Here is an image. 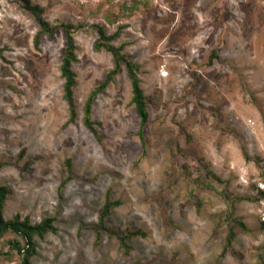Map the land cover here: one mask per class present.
I'll list each match as a JSON object with an SVG mask.
<instances>
[{
	"label": "rangeland",
	"instance_id": "1",
	"mask_svg": "<svg viewBox=\"0 0 264 264\" xmlns=\"http://www.w3.org/2000/svg\"><path fill=\"white\" fill-rule=\"evenodd\" d=\"M28 4L76 29L74 122L65 32L36 48ZM100 29L139 68L144 142L124 67L95 99L97 135L84 124L116 68ZM0 164L6 221L57 219L31 264H264V0H0ZM108 195L107 228L139 234L128 251L97 245ZM12 241L26 247L7 233L0 264H22Z\"/></svg>",
	"mask_w": 264,
	"mask_h": 264
},
{
	"label": "trees",
	"instance_id": "2",
	"mask_svg": "<svg viewBox=\"0 0 264 264\" xmlns=\"http://www.w3.org/2000/svg\"><path fill=\"white\" fill-rule=\"evenodd\" d=\"M25 9L28 10L35 17L40 28V32L35 38L36 48H39L41 40L44 36H52L59 29H62L65 32L66 48L64 56L62 58L60 71L63 79L65 80V100L69 105L71 121L74 122L77 119V111L74 98V88L76 87V74L73 71V64L76 62L77 59L75 53L76 46L74 40V34L76 32V29L74 28V26L67 24L51 26L47 21L43 19L42 10L39 7H35L28 4ZM99 36V40L95 44L96 49L106 50L108 53H110L114 59L116 68L113 72H110L107 75L105 81L100 86H98L89 96L84 108V124L95 136L97 135V131L94 127V122L92 121V107L95 103V99L99 94L103 93L108 88L110 83L115 81V77L119 74V71L122 69V67H124L131 83L132 105H134L136 113L141 120V139L142 142H144L142 132L144 128L148 125L150 116L147 109V99L143 89L141 88L139 68L132 61H130L125 54H123L122 48H116L110 45V43L117 38L116 35L108 37L105 31L103 29H100ZM3 167L4 165L0 164V170ZM8 196L9 189L5 186H0V239H2L9 232L21 236L26 242L25 248H22V245L18 241H12L10 242V245L12 249L24 254V260L22 264H31L30 258L37 254L38 245L36 243L35 238H42L49 233H56L57 219L49 218L43 220L39 224H32L30 218L22 219L20 216H17L11 221H6L4 218V210ZM119 205L120 202H113L111 196H107L106 204L103 210L101 211L99 225L95 228V232L97 235V245L101 241L102 233L107 232L110 237L117 239L122 250L128 251V240L139 234L135 233L121 235L118 232L110 231L106 226L107 218L110 216L112 210Z\"/></svg>",
	"mask_w": 264,
	"mask_h": 264
}]
</instances>
